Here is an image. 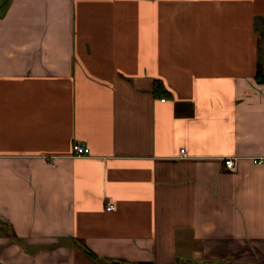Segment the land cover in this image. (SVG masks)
<instances>
[{
  "label": "crops",
  "instance_id": "0c3cea01",
  "mask_svg": "<svg viewBox=\"0 0 264 264\" xmlns=\"http://www.w3.org/2000/svg\"><path fill=\"white\" fill-rule=\"evenodd\" d=\"M0 264H264V0H0Z\"/></svg>",
  "mask_w": 264,
  "mask_h": 264
},
{
  "label": "built area",
  "instance_id": "2783aa9c",
  "mask_svg": "<svg viewBox=\"0 0 264 264\" xmlns=\"http://www.w3.org/2000/svg\"><path fill=\"white\" fill-rule=\"evenodd\" d=\"M73 150H74L75 156H78V157H86L89 154L88 148H85L84 146H81L80 144H75L74 147H73ZM182 153H184V152L182 151ZM226 165L228 166V168L234 169L233 160H231V159L227 160L226 161ZM108 209L112 210L113 207L109 206Z\"/></svg>",
  "mask_w": 264,
  "mask_h": 264
},
{
  "label": "trees",
  "instance_id": "16d2710c",
  "mask_svg": "<svg viewBox=\"0 0 264 264\" xmlns=\"http://www.w3.org/2000/svg\"><path fill=\"white\" fill-rule=\"evenodd\" d=\"M257 79H258V82H262L263 80V74H262V71L259 69L258 70V75H257ZM87 254H88V250H87Z\"/></svg>",
  "mask_w": 264,
  "mask_h": 264
}]
</instances>
